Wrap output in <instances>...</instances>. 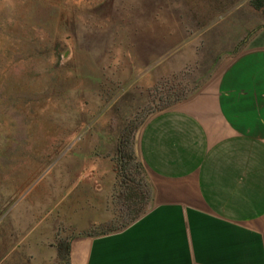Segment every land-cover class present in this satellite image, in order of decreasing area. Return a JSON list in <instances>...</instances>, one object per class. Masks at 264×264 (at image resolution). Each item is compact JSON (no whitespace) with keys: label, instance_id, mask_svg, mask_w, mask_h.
I'll return each instance as SVG.
<instances>
[{"label":"rangeland","instance_id":"374dc122","mask_svg":"<svg viewBox=\"0 0 264 264\" xmlns=\"http://www.w3.org/2000/svg\"><path fill=\"white\" fill-rule=\"evenodd\" d=\"M254 1L0 0V264H70L60 242L149 209L151 197L120 193V134L135 128V155L173 94L244 54L264 30ZM137 162L129 188L151 195Z\"/></svg>","mask_w":264,"mask_h":264},{"label":"crops","instance_id":"0c3cea01","mask_svg":"<svg viewBox=\"0 0 264 264\" xmlns=\"http://www.w3.org/2000/svg\"><path fill=\"white\" fill-rule=\"evenodd\" d=\"M134 145L149 209L73 240L70 264H264V30Z\"/></svg>","mask_w":264,"mask_h":264},{"label":"trees","instance_id":"16d2710c","mask_svg":"<svg viewBox=\"0 0 264 264\" xmlns=\"http://www.w3.org/2000/svg\"><path fill=\"white\" fill-rule=\"evenodd\" d=\"M254 8L258 9L261 7L260 5V0H255L252 4H251ZM186 93L184 92H177L175 94L172 95V101L173 102H179L182 101L185 97H186ZM135 128L133 129H128L125 130L124 132H122L119 136L117 145H116V149H115V155L117 157V178L118 180L123 184L122 189L120 190L121 195H124V197L126 198L127 201H130V199H134L135 194L134 193H138L140 195V197L145 198V199H150L151 195H150V191L149 190H137V186L136 190L129 188V183H132L131 179H129V176L125 174V170H124V166L128 163V162H134L136 163L137 161L135 160V155L134 152L132 150V141H131V134L132 132H134ZM139 163V162H137ZM139 166L142 167L139 163ZM127 173V172H126ZM120 183V185H121ZM134 219H136V217H134ZM69 250H70V246L69 243H62L60 242L59 246H58V251L60 253V256L64 257L65 259L68 258L69 255Z\"/></svg>","mask_w":264,"mask_h":264}]
</instances>
